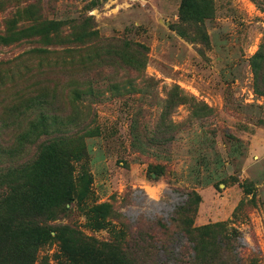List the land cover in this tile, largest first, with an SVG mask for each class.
<instances>
[{
  "label": "rangeland",
  "instance_id": "1",
  "mask_svg": "<svg viewBox=\"0 0 264 264\" xmlns=\"http://www.w3.org/2000/svg\"><path fill=\"white\" fill-rule=\"evenodd\" d=\"M182 1L0 0V174L22 106L41 98V130L75 137L67 152L81 138L70 161L88 180L48 222L79 235L33 264L162 263L154 244L178 252L186 223L202 252L233 230L240 263L264 264V0H191L184 17ZM186 192L191 218L177 210Z\"/></svg>",
  "mask_w": 264,
  "mask_h": 264
},
{
  "label": "trees",
  "instance_id": "2",
  "mask_svg": "<svg viewBox=\"0 0 264 264\" xmlns=\"http://www.w3.org/2000/svg\"><path fill=\"white\" fill-rule=\"evenodd\" d=\"M191 6H193L191 0H183L179 9L180 15L184 17ZM198 32L199 28L196 29V34ZM177 34L188 41H196V34L187 36L180 30H177ZM107 58L113 59L114 56L109 55ZM81 93L78 87L72 90V96L75 98ZM22 109L24 113L21 112L19 116H23V127L27 130L17 136V151L10 153V164L3 170V173L5 171L6 173L0 174V264H33L34 255L41 245L56 239L62 246L67 244L66 238L72 239L74 235H79L67 225H51L48 222L52 221L55 215L65 211L67 205L74 199V195L82 199L87 192L88 180H85L81 174L77 177L73 176L70 161L79 162L84 154V149L80 145L81 138L79 139L78 136L80 144L77 150L67 152L71 146L70 141L75 137L67 136L60 131L50 133L47 127H42L41 130V124L44 125L46 122L42 112L48 110L41 102V98H36L35 102L30 98L29 103L24 104ZM29 112L32 115H24ZM25 144L33 147L34 154L30 160L18 162ZM76 182L79 183V187ZM184 195L185 200L177 210H181L186 218H191L195 214L198 197L189 192ZM102 207L106 205L96 206V208ZM130 226L136 229V224ZM189 226L190 223H186L182 229H179L187 239L179 246L178 252L174 253L172 240L167 244L159 243L158 247L154 244L152 251L156 258H159L157 252L162 253L163 262L158 264H181L180 262L241 264L233 254V246L230 245L235 237L233 230L230 231L232 238L226 242L218 240L212 248L202 252L197 239L201 228L191 229ZM51 232L54 233L53 236L50 235ZM192 233L196 237L190 236ZM227 245L229 248L226 247ZM223 250L230 253L227 260L222 258V255H225ZM128 260L125 256L121 257L120 263L129 264ZM157 260L159 259L155 260V264Z\"/></svg>",
  "mask_w": 264,
  "mask_h": 264
}]
</instances>
